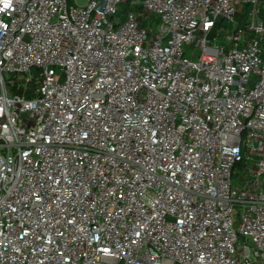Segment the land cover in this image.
Here are the masks:
<instances>
[{"label": "built area", "instance_id": "2783aa9c", "mask_svg": "<svg viewBox=\"0 0 264 264\" xmlns=\"http://www.w3.org/2000/svg\"><path fill=\"white\" fill-rule=\"evenodd\" d=\"M82 1L0 0V264H264V0Z\"/></svg>", "mask_w": 264, "mask_h": 264}, {"label": "rangeland", "instance_id": "374dc122", "mask_svg": "<svg viewBox=\"0 0 264 264\" xmlns=\"http://www.w3.org/2000/svg\"><path fill=\"white\" fill-rule=\"evenodd\" d=\"M78 2L81 3L83 1L82 0H78ZM123 14H124V9H123V7L121 5H119V11H118V13L116 15L117 18H122L123 17ZM260 17L264 20V3L260 6ZM114 22H115V19H114ZM243 22L245 23L246 20H243ZM260 48L263 50L262 59L264 60V42H262L260 44ZM12 79H15V78H12ZM234 176L240 177L241 175H240L239 172H237V173H234ZM234 208L236 209V211H238V206H235ZM238 219H239V215L234 214V222H235L234 224H235L236 227H237Z\"/></svg>", "mask_w": 264, "mask_h": 264}]
</instances>
